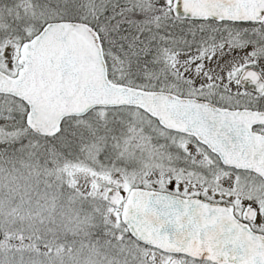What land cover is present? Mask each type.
Masks as SVG:
<instances>
[{
    "label": "snow or ice",
    "instance_id": "1",
    "mask_svg": "<svg viewBox=\"0 0 264 264\" xmlns=\"http://www.w3.org/2000/svg\"><path fill=\"white\" fill-rule=\"evenodd\" d=\"M0 264H264V0H0Z\"/></svg>",
    "mask_w": 264,
    "mask_h": 264
}]
</instances>
